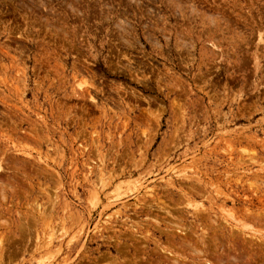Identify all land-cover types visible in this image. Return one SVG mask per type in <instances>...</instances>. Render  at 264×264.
Wrapping results in <instances>:
<instances>
[{"label":"rangeland","instance_id":"obj_1","mask_svg":"<svg viewBox=\"0 0 264 264\" xmlns=\"http://www.w3.org/2000/svg\"><path fill=\"white\" fill-rule=\"evenodd\" d=\"M0 264H264V0H0Z\"/></svg>","mask_w":264,"mask_h":264},{"label":"bare ground","instance_id":"obj_2","mask_svg":"<svg viewBox=\"0 0 264 264\" xmlns=\"http://www.w3.org/2000/svg\"><path fill=\"white\" fill-rule=\"evenodd\" d=\"M177 2H178V1H177ZM218 53H219V52H218ZM214 54H215V53H214ZM222 212H224V210H223ZM224 213H225V212H224ZM227 213H228V212H227ZM229 216H230V215H229ZM226 217H227V216H226ZM237 221H238V220H237ZM224 222H225V221H224ZM241 228H243V227H241ZM240 233H241V232H240ZM50 235H51V234H50ZM193 247H194V246H193ZM191 249H192V248H191ZM162 250H163V249H162ZM192 251H193V250H192ZM195 252H196V251H195ZM197 253H199V252H197ZM197 253H196V254H197ZM200 253H201V252H200ZM115 260H116V259H115ZM174 261H176V260H174ZM174 261H173V262H174ZM171 262H172V261H171Z\"/></svg>","mask_w":264,"mask_h":264}]
</instances>
